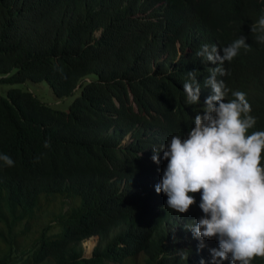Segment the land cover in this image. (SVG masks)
I'll use <instances>...</instances> for the list:
<instances>
[{
    "label": "trees",
    "instance_id": "trees-1",
    "mask_svg": "<svg viewBox=\"0 0 264 264\" xmlns=\"http://www.w3.org/2000/svg\"><path fill=\"white\" fill-rule=\"evenodd\" d=\"M262 15L264 0H0V79L71 95L62 108L20 85L0 93V153L15 162L0 167V264H212L218 241L200 249L184 228L203 215L200 194L184 215L167 208L155 190L167 162L152 148L185 137L210 95L217 65L195 53L222 55L240 36L251 50L218 78L246 93L249 131L264 130V44L251 31ZM190 70L200 105L185 103Z\"/></svg>",
    "mask_w": 264,
    "mask_h": 264
},
{
    "label": "clouds",
    "instance_id": "clouds-1",
    "mask_svg": "<svg viewBox=\"0 0 264 264\" xmlns=\"http://www.w3.org/2000/svg\"><path fill=\"white\" fill-rule=\"evenodd\" d=\"M258 43L264 44V15L251 25ZM251 50L245 36L222 48L202 45L195 53L211 62L210 75L204 87L210 89L202 111L194 117V126L185 137L172 136L170 142L153 147L151 159L167 162L157 193L167 196L166 206L184 215L197 204L203 215L184 228L200 240H217L218 247L209 249L212 264H252L264 259V130L249 131L257 123L252 105L243 91H231L224 77L230 75L223 65ZM218 62V64H217ZM183 84L187 105L201 104V86L195 71L187 73ZM231 92L233 99H227ZM50 145L45 141V147ZM162 153V156H161ZM0 167H13L15 162L0 153ZM181 258H188L181 251ZM201 264L204 261L201 260Z\"/></svg>",
    "mask_w": 264,
    "mask_h": 264
},
{
    "label": "rangeland",
    "instance_id": "rangeland-1",
    "mask_svg": "<svg viewBox=\"0 0 264 264\" xmlns=\"http://www.w3.org/2000/svg\"><path fill=\"white\" fill-rule=\"evenodd\" d=\"M12 85H20L23 87L29 88L33 93L36 94L40 99L47 101L48 103L62 108H67L69 100L71 99V95L65 94L62 96H57L51 90L48 82L42 78L38 80L26 78L23 81H10L8 79H0V93H4L7 87ZM127 138V135L122 138V141ZM51 230H55L58 228L56 222H51L50 227ZM88 237V236H87ZM97 238L96 234H92L91 238H87L85 241L84 239L81 241L83 247V254L88 255L91 252V248L95 243ZM30 238H25L23 241L25 245L28 243ZM92 244V245H91Z\"/></svg>",
    "mask_w": 264,
    "mask_h": 264
}]
</instances>
